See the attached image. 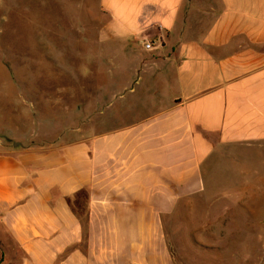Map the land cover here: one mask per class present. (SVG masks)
Returning <instances> with one entry per match:
<instances>
[{"label": "crops", "instance_id": "0c3cea01", "mask_svg": "<svg viewBox=\"0 0 264 264\" xmlns=\"http://www.w3.org/2000/svg\"><path fill=\"white\" fill-rule=\"evenodd\" d=\"M100 5L124 53L97 63L114 77L109 117H132L48 147L0 140V264H179L167 218L237 191L222 174L264 192V0Z\"/></svg>", "mask_w": 264, "mask_h": 264}, {"label": "rangeland", "instance_id": "374dc122", "mask_svg": "<svg viewBox=\"0 0 264 264\" xmlns=\"http://www.w3.org/2000/svg\"><path fill=\"white\" fill-rule=\"evenodd\" d=\"M101 9L100 0H0V140L48 147L122 122V112L109 117L114 77L97 63L124 53L105 43ZM233 177L220 175L237 191H206L167 218L179 264H264V238L253 237L264 230V192Z\"/></svg>", "mask_w": 264, "mask_h": 264}, {"label": "built area", "instance_id": "2783aa9c", "mask_svg": "<svg viewBox=\"0 0 264 264\" xmlns=\"http://www.w3.org/2000/svg\"><path fill=\"white\" fill-rule=\"evenodd\" d=\"M142 44L144 46V48L148 51H152V50H155V49H158L162 46L163 44V40L161 38H144L142 40Z\"/></svg>", "mask_w": 264, "mask_h": 264}, {"label": "water", "instance_id": "95a60500", "mask_svg": "<svg viewBox=\"0 0 264 264\" xmlns=\"http://www.w3.org/2000/svg\"><path fill=\"white\" fill-rule=\"evenodd\" d=\"M17 144V143H16Z\"/></svg>", "mask_w": 264, "mask_h": 264}]
</instances>
